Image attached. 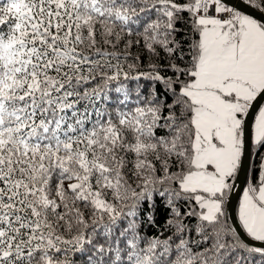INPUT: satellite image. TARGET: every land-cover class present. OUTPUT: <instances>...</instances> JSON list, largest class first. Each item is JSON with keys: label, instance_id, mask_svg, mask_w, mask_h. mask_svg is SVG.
I'll list each match as a JSON object with an SVG mask.
<instances>
[{"label": "snow or ice", "instance_id": "obj_1", "mask_svg": "<svg viewBox=\"0 0 264 264\" xmlns=\"http://www.w3.org/2000/svg\"><path fill=\"white\" fill-rule=\"evenodd\" d=\"M0 264H264V0H0Z\"/></svg>", "mask_w": 264, "mask_h": 264}]
</instances>
